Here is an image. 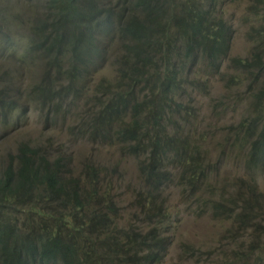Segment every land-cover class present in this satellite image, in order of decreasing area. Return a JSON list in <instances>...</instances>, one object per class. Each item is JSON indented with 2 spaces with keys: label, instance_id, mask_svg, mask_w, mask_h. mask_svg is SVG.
<instances>
[{
  "label": "trees",
  "instance_id": "1",
  "mask_svg": "<svg viewBox=\"0 0 264 264\" xmlns=\"http://www.w3.org/2000/svg\"><path fill=\"white\" fill-rule=\"evenodd\" d=\"M224 1L45 0L44 18L35 26L42 41L32 48L41 51L48 43L50 58L36 89L48 91L52 67L63 68L72 86L77 74L88 73L82 66L92 59L94 43L119 41L125 48L117 89L90 134L114 139L130 154H146L138 166L143 190L134 214L144 225L118 227L121 208L113 193L99 186L92 166H84V179L72 173L63 157L51 159L42 148L22 143L16 155L0 156V264L163 263L172 245L164 228L171 215L163 199L165 181L171 180L168 165L188 153H175L179 138L169 132L168 120L184 108L179 98L190 95L197 72L218 74L230 55L234 31L221 13ZM234 62L264 71L259 51L252 61ZM14 103L0 88V125ZM185 143L190 145L187 138ZM263 159L262 132L249 163L258 166ZM192 160H187L190 191L208 177L206 167Z\"/></svg>",
  "mask_w": 264,
  "mask_h": 264
},
{
  "label": "rangeland",
  "instance_id": "2",
  "mask_svg": "<svg viewBox=\"0 0 264 264\" xmlns=\"http://www.w3.org/2000/svg\"><path fill=\"white\" fill-rule=\"evenodd\" d=\"M262 1L222 3L221 13L234 31L230 55L218 74L197 72L190 95L179 98L184 108L168 120L169 132L179 138L175 153H188L176 155L181 161L168 165L171 180L165 181L163 199L171 215L164 228L172 245L161 264H264V159L258 166L249 163L253 143L264 133V71L253 63L245 67L234 62L252 61L259 51L264 66ZM45 12V0H0V45L6 48L0 52V88L15 100L6 121L1 117V159L16 155L27 143L51 159H66L75 176L85 179L82 171L90 165L99 186L112 192L121 208L118 227L143 226L134 214L143 190L138 166L146 154H130L114 139L90 134L117 89L125 48L115 41L102 63V49L94 43L92 59L82 66L88 73L77 74L72 86L63 68L52 67L48 91L36 89L50 58L48 43L41 51L32 48L42 41L35 26ZM196 71L189 73L190 79ZM192 157L206 167L208 177L190 191L187 160Z\"/></svg>",
  "mask_w": 264,
  "mask_h": 264
},
{
  "label": "clouds",
  "instance_id": "3",
  "mask_svg": "<svg viewBox=\"0 0 264 264\" xmlns=\"http://www.w3.org/2000/svg\"><path fill=\"white\" fill-rule=\"evenodd\" d=\"M99 45H100V48L102 49V53H103V61H102V63H103L105 61L106 57L108 56L112 46L106 45V44H99Z\"/></svg>",
  "mask_w": 264,
  "mask_h": 264
}]
</instances>
